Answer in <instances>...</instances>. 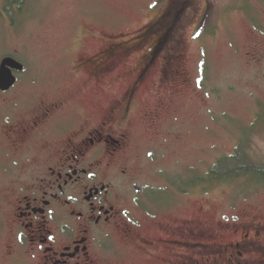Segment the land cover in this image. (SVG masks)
<instances>
[{
    "label": "rangeland",
    "instance_id": "rangeland-1",
    "mask_svg": "<svg viewBox=\"0 0 264 264\" xmlns=\"http://www.w3.org/2000/svg\"><path fill=\"white\" fill-rule=\"evenodd\" d=\"M165 1L27 0L19 12L8 4L15 0H0V67L13 58L26 68L11 98L0 97V115L3 104L17 105L15 115L24 117L37 115L42 103L65 105L76 127L90 131L121 119L136 93L124 130L134 176L151 190H165V176L179 184L173 189L190 192L182 202L171 188L168 199L182 202L177 212L147 223L142 235L154 237L151 226L161 234L190 223L201 242L230 243L242 228L264 226V185L193 183L208 179L244 139L264 163V0ZM111 47L119 48L113 62L89 64ZM0 150V264H11L2 204L16 157ZM139 257L123 264H144Z\"/></svg>",
    "mask_w": 264,
    "mask_h": 264
},
{
    "label": "flooded vegetation",
    "instance_id": "flooded-vegetation-1",
    "mask_svg": "<svg viewBox=\"0 0 264 264\" xmlns=\"http://www.w3.org/2000/svg\"><path fill=\"white\" fill-rule=\"evenodd\" d=\"M160 46L152 52L155 58L163 52ZM110 49V54L107 50L89 64L113 62L119 48ZM11 93L0 91V97L11 98ZM135 97L132 93L121 119L106 120L90 131L76 127L79 119L63 113L65 105L42 103L37 115L24 117L15 115L17 105L3 104L0 146L16 157L15 167L6 171L10 196L2 204L13 235L7 248L9 262L123 264L127 256H140L144 264H264L260 225L242 228L230 243H203L188 228L190 223L184 231L174 227L161 234L151 226L154 237L142 235L147 223L156 225L176 213L190 192L173 189L179 184L165 176V190H151L134 176L131 135L124 130ZM116 127L121 129L119 135ZM171 190L182 202L168 199Z\"/></svg>",
    "mask_w": 264,
    "mask_h": 264
},
{
    "label": "trees",
    "instance_id": "trees-1",
    "mask_svg": "<svg viewBox=\"0 0 264 264\" xmlns=\"http://www.w3.org/2000/svg\"><path fill=\"white\" fill-rule=\"evenodd\" d=\"M26 1L27 0H15L14 4H11L10 2H8V4L18 8L19 12H23L27 5ZM168 1L169 0L162 4H166ZM157 5H160V3ZM8 8H10L9 5ZM198 37L200 39V36ZM250 151V140H242L233 156L220 160L214 167H212L208 174V179H198V181H195L193 184H234L243 179H248L253 184L264 185V163H259Z\"/></svg>",
    "mask_w": 264,
    "mask_h": 264
},
{
    "label": "water",
    "instance_id": "water-1",
    "mask_svg": "<svg viewBox=\"0 0 264 264\" xmlns=\"http://www.w3.org/2000/svg\"><path fill=\"white\" fill-rule=\"evenodd\" d=\"M25 66L13 58L5 59L0 67V91L11 92L18 84L17 74H22Z\"/></svg>",
    "mask_w": 264,
    "mask_h": 264
}]
</instances>
